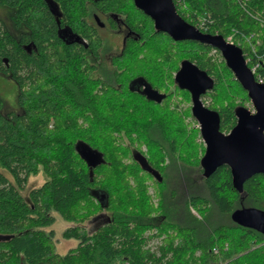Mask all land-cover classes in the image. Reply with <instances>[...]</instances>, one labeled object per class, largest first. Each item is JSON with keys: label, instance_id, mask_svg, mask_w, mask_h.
<instances>
[{"label": "trees", "instance_id": "trees-1", "mask_svg": "<svg viewBox=\"0 0 264 264\" xmlns=\"http://www.w3.org/2000/svg\"><path fill=\"white\" fill-rule=\"evenodd\" d=\"M172 1L193 26L209 16L201 32L225 38L236 29L244 58L250 43L264 44V0ZM0 8L7 10L0 76L16 87L15 108L0 97V264H264V235L230 219L240 208L264 211V175L248 178L241 193L225 165L205 177L199 130L185 120L190 106L178 108L190 95L174 74L189 60L214 79L201 100L218 113L219 130L234 127L235 110L249 98L217 50L174 42L133 0H0ZM99 10L118 16L134 37L95 75L103 43L88 17ZM144 89L165 97L158 103ZM86 148L99 156L93 167L80 155ZM40 171L45 181L24 197L21 189ZM52 211L74 225L62 236L77 244L64 255L53 231L43 230ZM101 214V224L84 229ZM155 237L162 242L153 251Z\"/></svg>", "mask_w": 264, "mask_h": 264}, {"label": "water", "instance_id": "water-1", "mask_svg": "<svg viewBox=\"0 0 264 264\" xmlns=\"http://www.w3.org/2000/svg\"><path fill=\"white\" fill-rule=\"evenodd\" d=\"M133 4L152 20L156 31L167 34L174 42L197 41L217 50L234 79L247 92L253 112L238 107L235 110L234 127L224 134L219 130L218 113L203 106L201 101V96L212 89L214 79L189 60L181 61L174 74L177 88L190 95V112L199 125L204 144V153L199 160L202 174L208 177L218 167L225 165L230 170L232 187L241 193L248 178L254 174L264 175V83L255 81L238 46L228 43L220 35L201 32L187 23L177 13L172 0H133ZM95 21L100 23L97 17ZM146 93L158 103L165 97L151 90ZM80 155L89 167H93L99 159L88 148L82 149ZM230 219L241 227L264 235V211L260 209H236L231 212Z\"/></svg>", "mask_w": 264, "mask_h": 264}, {"label": "rangeland", "instance_id": "rangeland-1", "mask_svg": "<svg viewBox=\"0 0 264 264\" xmlns=\"http://www.w3.org/2000/svg\"><path fill=\"white\" fill-rule=\"evenodd\" d=\"M6 15H7V10L0 8V16L2 17V19L5 20ZM116 40H112V41L108 40L107 41L105 39L102 41L103 47L99 52H100V55L103 56V58H105L106 55L108 56L109 54H117L119 52V49H118L119 43L117 44ZM111 46H116V48L114 49V47H111ZM212 54L215 55V51H212ZM137 84H138V82H134L132 84V88L137 89ZM15 95H16V87H15L14 83L10 79H7L5 77L0 76V97L4 100V102L6 104V108L8 110L15 108ZM174 99H175V101L176 100L179 101L180 97L175 96ZM203 102H204L203 104L206 106V105H208L209 100L205 99V100H203ZM188 106H190V108H191V103L188 104L187 102L181 101V103H179V107H178L179 111H183ZM250 106H251V102L249 101V103H246L244 107L247 109L248 108L251 109ZM192 118H185V120L187 122H189L190 127L197 128L199 130V125H198L197 121L194 118L193 119ZM197 141L203 143L201 136L198 138ZM1 171L7 175V172L5 170H1ZM44 181H45V176L43 175V173L41 171L35 176H30L28 178L26 185L21 189V191H20L21 194L24 197H26L29 189L40 186ZM153 191H154L153 187L150 183L149 193L154 197ZM153 201H154V204H156L157 200L155 197H154ZM192 210L193 209H191V211ZM192 213L197 218H199V219L201 218L200 215L196 211H192ZM50 214L54 218L53 222L50 225L44 227L43 230L45 232H49L50 230L53 231L52 241L55 245V251L58 255H64L69 249L75 247L77 244L76 239H74V238L65 239L62 236L63 232L67 228L74 226V225L68 221L63 220L59 216V214L54 212V211H52ZM103 218L104 217L101 214L98 217L93 218L92 221L86 222L84 224V229L87 230L88 232L92 231L93 229L96 228V226H98L99 224H101L104 221ZM154 220H156V218H154ZM154 233H155V231H148L146 234H154ZM161 240H162V237L152 238L150 241H148V247L151 250L156 251L157 246L159 244H161V242H162Z\"/></svg>", "mask_w": 264, "mask_h": 264}, {"label": "flooded vegetation", "instance_id": "flooded-vegetation-1", "mask_svg": "<svg viewBox=\"0 0 264 264\" xmlns=\"http://www.w3.org/2000/svg\"><path fill=\"white\" fill-rule=\"evenodd\" d=\"M95 17L99 19L100 21L99 24L96 23ZM88 22L94 29L95 34L101 39V41L105 39L107 41L108 40L112 41V40L117 39L116 41H117V44L119 43V48H118L119 51L122 49L123 45L125 44L126 39L130 37H134V33L131 32L126 26L121 24V19L115 14H112L110 12L106 13L100 10L96 12H91V15L88 17ZM76 38L78 39L76 40ZM76 38L73 40L75 43H78V44L83 43L84 47L87 46V43H88L87 39L85 38L82 39L81 37H76ZM65 39L69 42H72L71 36L69 35L65 34ZM111 47H114V49L116 48V46H111ZM113 56H115V54H109L108 56L106 55L105 58H103V56H101L99 52L98 58H97L98 59L97 66L95 65L96 68L93 70V74L95 75L99 74V71H100L99 67L101 63L106 64V66L110 65L108 62ZM89 64H91V61L89 62ZM137 89H139V86H137ZM143 91L146 93L147 89H144Z\"/></svg>", "mask_w": 264, "mask_h": 264}, {"label": "built area", "instance_id": "built-area-1", "mask_svg": "<svg viewBox=\"0 0 264 264\" xmlns=\"http://www.w3.org/2000/svg\"><path fill=\"white\" fill-rule=\"evenodd\" d=\"M175 2L178 5V7H183L182 2L180 0H175ZM208 19L209 16H204V15L197 16L195 19V27L203 30L206 29L208 27V23L210 22ZM236 35H238V32L232 30L230 34L227 37H225V40L228 43L234 44L236 42L235 41ZM242 39L248 41V37L246 35H242ZM236 43H240V42H236ZM249 45L251 51H250V55L245 54L248 55L245 58V62L246 64L250 63V66H248V68L250 69L251 74L254 76L255 81L260 84L264 83V44H260L259 41H256V43ZM257 46H260V50L257 49L258 48ZM250 108L251 109L249 108L248 109L253 112L252 105L250 106ZM224 249H227V245H225ZM212 253L218 255L219 250L216 247H214L212 249Z\"/></svg>", "mask_w": 264, "mask_h": 264}, {"label": "bare ground", "instance_id": "bare-ground-1", "mask_svg": "<svg viewBox=\"0 0 264 264\" xmlns=\"http://www.w3.org/2000/svg\"><path fill=\"white\" fill-rule=\"evenodd\" d=\"M197 28V27H196ZM198 29V28H197ZM200 30V29H199ZM232 30H235V31H237L236 29H231V31ZM238 32V31H237ZM252 36H250V38H251ZM186 41V40H185ZM247 42H249V40L247 41ZM250 43V42H249ZM250 44H253V43H250ZM202 101V100H201ZM202 104H203V102H202ZM203 106H205L204 104H203ZM206 107V106H205ZM208 108V107H207ZM229 133V132H228ZM227 133V134H228ZM225 134V133H224ZM217 248V247H216ZM218 249V248H217ZM123 264H127V262H124ZM220 264H222V262H220Z\"/></svg>", "mask_w": 264, "mask_h": 264}]
</instances>
